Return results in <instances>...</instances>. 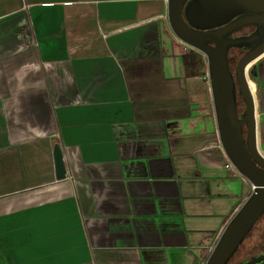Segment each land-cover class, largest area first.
Segmentation results:
<instances>
[{"label":"crops","instance_id":"0c3cea01","mask_svg":"<svg viewBox=\"0 0 264 264\" xmlns=\"http://www.w3.org/2000/svg\"><path fill=\"white\" fill-rule=\"evenodd\" d=\"M191 49L168 0H0V264H204L252 183Z\"/></svg>","mask_w":264,"mask_h":264},{"label":"water","instance_id":"95a60500","mask_svg":"<svg viewBox=\"0 0 264 264\" xmlns=\"http://www.w3.org/2000/svg\"><path fill=\"white\" fill-rule=\"evenodd\" d=\"M168 0V20L178 39L205 55L218 137L228 159L252 183V192L228 220L204 264H227L264 213V155L256 136L254 97L247 66L264 53V0ZM188 2V3H187ZM256 26L248 36L230 38L236 28ZM247 47L232 72L228 50ZM243 101L239 116L237 95ZM245 128V130H244ZM56 178L65 176L58 145ZM264 261V252L241 264Z\"/></svg>","mask_w":264,"mask_h":264},{"label":"trees","instance_id":"16d2710c","mask_svg":"<svg viewBox=\"0 0 264 264\" xmlns=\"http://www.w3.org/2000/svg\"><path fill=\"white\" fill-rule=\"evenodd\" d=\"M204 59H203V56L202 54H200L199 52L191 49L188 51V54L185 56V59H184V66L186 67H191L193 70L195 69H198L202 66H204ZM240 100H241V104H242V107H244L243 105V101L241 99V96L238 95ZM245 130V128H244ZM259 220V219H258ZM257 228H255L253 226V228L251 229V231L246 235L245 239L243 240V242L239 245L237 251L235 252V254L231 257V259L228 261L227 264H230L234 259L235 257L239 254V248H245V245L252 239V237L254 236V234H258L257 235V239H255V244H253L252 246L249 247V251H247V254H256L258 253V251L260 249H263L264 248V240L261 239L260 237L258 236H263L264 235V229L262 228L263 231H259L257 233H255ZM240 261H238L237 263L235 264H238Z\"/></svg>","mask_w":264,"mask_h":264},{"label":"rangeland","instance_id":"374dc122","mask_svg":"<svg viewBox=\"0 0 264 264\" xmlns=\"http://www.w3.org/2000/svg\"><path fill=\"white\" fill-rule=\"evenodd\" d=\"M235 52H236L235 49H229V51H228V53H230V54H235ZM202 56H203L204 62L206 64L207 63L206 57H205L204 54H202ZM233 66H234V64L232 63V67ZM237 108H238L239 112H241V114H242V111H243L244 107H242L241 100H240L239 96L237 98ZM254 227L257 228L255 233L259 232L260 230L263 231L262 228L264 229V213L259 218V220L255 223ZM257 235L258 234H254L252 239L245 245V248L244 247L243 248H239V251H238L239 254L235 257V259L230 264H235L238 261H240L238 264H241L242 262L248 260L249 257L253 256L252 254H247V251H249V247L250 246L255 244V239H257ZM258 237H260L261 239L264 240V235L263 236L261 235V236H258ZM263 252H264V248L260 249L258 251V253L254 254V255H257V254H260V253H263ZM258 264H264V261L261 262V263H258Z\"/></svg>","mask_w":264,"mask_h":264},{"label":"flooded vegetation","instance_id":"af4514ba","mask_svg":"<svg viewBox=\"0 0 264 264\" xmlns=\"http://www.w3.org/2000/svg\"><path fill=\"white\" fill-rule=\"evenodd\" d=\"M256 29H257L256 26L245 25V26H241L239 28L234 29L228 36L230 38H238V37H242V36H248L251 33H253ZM230 49H235L236 50L235 54L228 53L229 66H230V69L233 72L234 69H235V65H236L237 60L248 50V48L242 46V47H232ZM232 63L234 64L233 67H232ZM238 95H237V98H238ZM238 113H239V116H241V112H239V110H238Z\"/></svg>","mask_w":264,"mask_h":264},{"label":"built area","instance_id":"2783aa9c","mask_svg":"<svg viewBox=\"0 0 264 264\" xmlns=\"http://www.w3.org/2000/svg\"><path fill=\"white\" fill-rule=\"evenodd\" d=\"M228 163H229V166L231 165L236 171H238L237 168L234 166V164L229 159H228Z\"/></svg>","mask_w":264,"mask_h":264},{"label":"bare ground","instance_id":"6f19581e","mask_svg":"<svg viewBox=\"0 0 264 264\" xmlns=\"http://www.w3.org/2000/svg\"><path fill=\"white\" fill-rule=\"evenodd\" d=\"M251 63H252V62H251ZM251 63H250V64H251ZM250 64L247 66V68L250 66ZM249 85H250V87H251V89H252V83H251V82L249 83ZM260 152H261V151H260Z\"/></svg>","mask_w":264,"mask_h":264}]
</instances>
